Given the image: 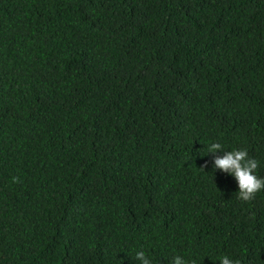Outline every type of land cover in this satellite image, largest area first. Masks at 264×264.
<instances>
[{"label": "trees", "instance_id": "trees-1", "mask_svg": "<svg viewBox=\"0 0 264 264\" xmlns=\"http://www.w3.org/2000/svg\"><path fill=\"white\" fill-rule=\"evenodd\" d=\"M213 143L264 178V0H0V264H264Z\"/></svg>", "mask_w": 264, "mask_h": 264}, {"label": "clouds", "instance_id": "clouds-1", "mask_svg": "<svg viewBox=\"0 0 264 264\" xmlns=\"http://www.w3.org/2000/svg\"><path fill=\"white\" fill-rule=\"evenodd\" d=\"M221 150L223 148L219 143H213L208 148V152L214 155L213 167L234 176L239 189L238 198L244 201L254 199L257 192L264 190V178L255 175L258 162L253 158H249L247 150L225 151L223 156L215 155ZM205 167H207V163L201 166L202 169ZM13 181L18 182V178L13 177ZM136 259L141 261V264H151L143 251L136 253ZM174 264H186V262L177 256L174 258ZM192 264H195V261ZM220 264H240V261H233L224 256L221 257Z\"/></svg>", "mask_w": 264, "mask_h": 264}]
</instances>
